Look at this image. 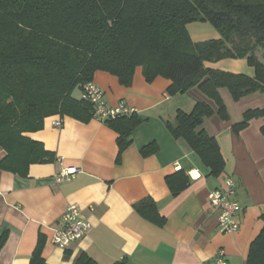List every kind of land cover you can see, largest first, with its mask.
<instances>
[{
  "label": "crops",
  "instance_id": "0c3cea01",
  "mask_svg": "<svg viewBox=\"0 0 264 264\" xmlns=\"http://www.w3.org/2000/svg\"><path fill=\"white\" fill-rule=\"evenodd\" d=\"M207 26L188 24L191 38L220 36ZM205 65L254 75L246 58ZM132 77L129 86L105 70L96 71L93 78L110 106L123 102L141 118L122 152L119 132L107 123L95 117L83 121L53 115L45 119L42 129L28 133L43 142L53 158L31 164L27 175L0 168V234L7 232L0 264H30L40 234L45 236L43 256L49 264H73L82 251L98 264L122 259L126 264H213L219 250L228 264H248L250 245L264 226V117H254L238 130L235 125L246 110L264 107V92L234 100L227 88H221L227 106L223 117L198 87L170 94L171 79L158 76L148 81L142 66ZM73 96L81 98L82 89ZM198 100L209 102L215 110L204 118L202 127L219 144L224 167L218 173H212L187 141L171 130L178 111L190 112ZM59 118L64 120L61 127L53 123ZM146 145L147 153L143 152ZM6 155L0 144V161ZM69 167L78 171L57 181V174ZM226 176L234 178L235 198L241 205L240 227L230 233L218 228L217 212L209 201V193L222 187ZM184 179L186 186L174 193L173 185L178 187ZM146 198L165 217L163 225L149 221L135 208ZM71 205L81 210L92 229L63 249L53 237L63 228Z\"/></svg>",
  "mask_w": 264,
  "mask_h": 264
},
{
  "label": "trees",
  "instance_id": "16d2710c",
  "mask_svg": "<svg viewBox=\"0 0 264 264\" xmlns=\"http://www.w3.org/2000/svg\"><path fill=\"white\" fill-rule=\"evenodd\" d=\"M192 22H208L220 36L194 41L188 30ZM226 58H246L254 75L205 65ZM138 66L148 81L171 79L170 94L198 87L227 116L221 88L234 100L264 92V0H0V144L7 151L0 168L27 175L31 164L51 160L52 151L28 133L42 129L53 115L92 119L94 106L74 97V90L83 89L98 70L129 86ZM214 111L209 102L198 100L190 112L178 111L171 130L218 173L224 167L219 144L202 127ZM254 117H264V107L246 110L236 129ZM104 122L119 132L122 152L141 118L133 112ZM187 182L173 185L174 193ZM135 208L149 221L164 224L152 199ZM6 240L7 232L0 234V250ZM44 240L40 234L30 264H49ZM73 264L98 263L82 251ZM248 264H264V226L250 245Z\"/></svg>",
  "mask_w": 264,
  "mask_h": 264
},
{
  "label": "built area",
  "instance_id": "2783aa9c",
  "mask_svg": "<svg viewBox=\"0 0 264 264\" xmlns=\"http://www.w3.org/2000/svg\"><path fill=\"white\" fill-rule=\"evenodd\" d=\"M82 97L94 106V117L105 121L108 118H117L121 115L135 112L132 106L123 102L110 106L104 99V91L93 80L84 84ZM54 125L61 127L63 118L53 121ZM78 171L77 167H69L57 174V181H63ZM192 173V172H191ZM192 175V174H191ZM236 182L232 176H226L224 185L209 193V201L217 212L218 228L222 232H235L240 227L239 215L241 205L235 198ZM59 229L53 237V242L60 248H67L71 243L87 235L92 224L84 216L76 205L68 207L64 214V226ZM213 264H228L224 252L219 250Z\"/></svg>",
  "mask_w": 264,
  "mask_h": 264
},
{
  "label": "rangeland",
  "instance_id": "374dc122",
  "mask_svg": "<svg viewBox=\"0 0 264 264\" xmlns=\"http://www.w3.org/2000/svg\"><path fill=\"white\" fill-rule=\"evenodd\" d=\"M194 23H195V22H194ZM196 23H199L200 25H208L207 27H210V29H217V28H215L214 26H212V24H210V23H209V24H204L203 22H196ZM259 55H260V58L263 59V58H262L263 53H262V51H260V50H259ZM226 91H228V89H226ZM74 93H75V94L78 93V95H79V88H76L75 91H74Z\"/></svg>",
  "mask_w": 264,
  "mask_h": 264
}]
</instances>
